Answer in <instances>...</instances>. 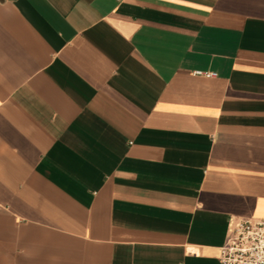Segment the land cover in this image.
<instances>
[{
  "label": "crops",
  "instance_id": "crops-1",
  "mask_svg": "<svg viewBox=\"0 0 264 264\" xmlns=\"http://www.w3.org/2000/svg\"><path fill=\"white\" fill-rule=\"evenodd\" d=\"M242 219L264 0H0V264H222Z\"/></svg>",
  "mask_w": 264,
  "mask_h": 264
},
{
  "label": "built area",
  "instance_id": "built-area-1",
  "mask_svg": "<svg viewBox=\"0 0 264 264\" xmlns=\"http://www.w3.org/2000/svg\"><path fill=\"white\" fill-rule=\"evenodd\" d=\"M195 74L214 76L200 71ZM219 260L222 264H264V219L230 222Z\"/></svg>",
  "mask_w": 264,
  "mask_h": 264
}]
</instances>
